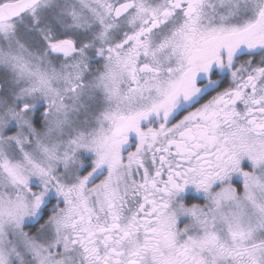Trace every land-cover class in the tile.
Wrapping results in <instances>:
<instances>
[{"label": "snow or ice", "instance_id": "snow-or-ice-1", "mask_svg": "<svg viewBox=\"0 0 264 264\" xmlns=\"http://www.w3.org/2000/svg\"><path fill=\"white\" fill-rule=\"evenodd\" d=\"M0 264H264V0H0Z\"/></svg>", "mask_w": 264, "mask_h": 264}]
</instances>
